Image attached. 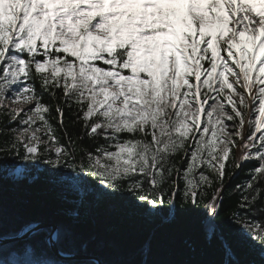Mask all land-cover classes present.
Returning a JSON list of instances; mask_svg holds the SVG:
<instances>
[{"label": "snow or ice", "instance_id": "6c2138e0", "mask_svg": "<svg viewBox=\"0 0 264 264\" xmlns=\"http://www.w3.org/2000/svg\"><path fill=\"white\" fill-rule=\"evenodd\" d=\"M0 173L196 219L220 259L190 264H264V0H0ZM71 237L0 223V264H99Z\"/></svg>", "mask_w": 264, "mask_h": 264}, {"label": "trees", "instance_id": "16d2710c", "mask_svg": "<svg viewBox=\"0 0 264 264\" xmlns=\"http://www.w3.org/2000/svg\"><path fill=\"white\" fill-rule=\"evenodd\" d=\"M76 201L74 193L47 182L43 176L16 184L5 180L0 189L3 233L35 220L70 225L72 237L67 243L87 244L89 254L102 264H141L145 245L152 248L149 264H190L200 259L202 252L209 259H220L218 245L204 243L196 219L170 221L164 214L147 216L95 194L82 203ZM73 210L79 215L70 216ZM223 227L225 235L235 240L226 216Z\"/></svg>", "mask_w": 264, "mask_h": 264}, {"label": "water", "instance_id": "95a60500", "mask_svg": "<svg viewBox=\"0 0 264 264\" xmlns=\"http://www.w3.org/2000/svg\"><path fill=\"white\" fill-rule=\"evenodd\" d=\"M41 224L44 225L45 227H54V226H56V225H52V224H48V223H43V222H41ZM91 258L96 259L97 261H99V264H102L101 260L98 257L91 256Z\"/></svg>", "mask_w": 264, "mask_h": 264}, {"label": "rangeland", "instance_id": "374dc122", "mask_svg": "<svg viewBox=\"0 0 264 264\" xmlns=\"http://www.w3.org/2000/svg\"><path fill=\"white\" fill-rule=\"evenodd\" d=\"M65 191H67V190H65Z\"/></svg>", "mask_w": 264, "mask_h": 264}]
</instances>
